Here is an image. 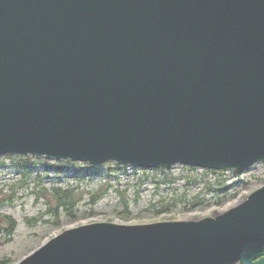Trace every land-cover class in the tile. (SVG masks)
I'll list each match as a JSON object with an SVG mask.
<instances>
[{"label":"water","instance_id":"obj_1","mask_svg":"<svg viewBox=\"0 0 264 264\" xmlns=\"http://www.w3.org/2000/svg\"><path fill=\"white\" fill-rule=\"evenodd\" d=\"M264 161V0H0V155ZM264 264V185L214 216L63 230L16 264Z\"/></svg>","mask_w":264,"mask_h":264},{"label":"rangeland","instance_id":"obj_2","mask_svg":"<svg viewBox=\"0 0 264 264\" xmlns=\"http://www.w3.org/2000/svg\"><path fill=\"white\" fill-rule=\"evenodd\" d=\"M263 184L264 161L241 170L218 171L184 164L140 168L113 161L90 165L4 154L0 156V260L15 264L54 235L82 224L214 216ZM55 187L73 189L81 198L71 204L73 196L59 207ZM3 217L12 223L9 235Z\"/></svg>","mask_w":264,"mask_h":264},{"label":"trees","instance_id":"obj_3","mask_svg":"<svg viewBox=\"0 0 264 264\" xmlns=\"http://www.w3.org/2000/svg\"><path fill=\"white\" fill-rule=\"evenodd\" d=\"M52 191L54 192L53 195H57L58 196V194L60 193V196L59 197H56V199L58 201V206L59 207L60 206H64L65 207L68 204L67 203V200L69 198H73V196L75 197V200L72 201L71 204L77 202L81 198V195H79V193H74L73 189H63L62 190L59 187H55ZM9 219H10L9 217H3V220H5L6 221V224H7V229H6L7 232H6V234H8V235L10 234L9 232L12 229V223L10 222ZM0 264H5V261L1 259L0 260ZM230 264H239V263H230Z\"/></svg>","mask_w":264,"mask_h":264}]
</instances>
